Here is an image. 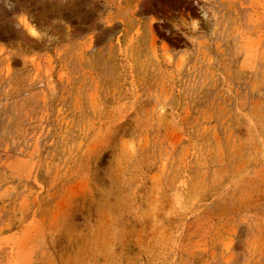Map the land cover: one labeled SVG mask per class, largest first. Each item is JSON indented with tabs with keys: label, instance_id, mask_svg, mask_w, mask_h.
Masks as SVG:
<instances>
[{
	"label": "rangeland",
	"instance_id": "374dc122",
	"mask_svg": "<svg viewBox=\"0 0 264 264\" xmlns=\"http://www.w3.org/2000/svg\"><path fill=\"white\" fill-rule=\"evenodd\" d=\"M0 264H264V0H0Z\"/></svg>",
	"mask_w": 264,
	"mask_h": 264
}]
</instances>
